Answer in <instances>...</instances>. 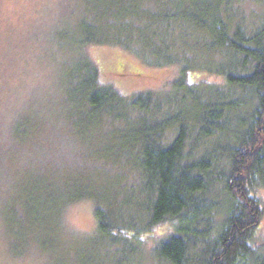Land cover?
<instances>
[{"label": "trees", "instance_id": "1", "mask_svg": "<svg viewBox=\"0 0 264 264\" xmlns=\"http://www.w3.org/2000/svg\"><path fill=\"white\" fill-rule=\"evenodd\" d=\"M235 3L83 0L78 26L57 31L49 39L55 45L45 53L56 73L58 59L59 70L72 66L80 59L79 48L91 43L121 47L146 65L177 68L163 89L125 96L100 82L93 60L81 58L75 77L62 81L58 91L60 108L67 109L80 133L108 129L111 157L119 162L127 157L139 170L145 199L134 209L148 216L147 231L170 222L173 230L155 248L169 264H264L253 243L263 214L258 192L264 188V8L244 10ZM190 71H201L204 80L189 82ZM111 121L123 128L109 129ZM19 129H12L11 141L0 142V157L21 141ZM69 181L42 191L49 193L47 207L39 190H28L32 206L19 202L26 218L42 219L45 232H54L62 206L91 200L97 243L117 244L123 229L119 217L131 198L120 202L103 186ZM7 222L8 230L17 227L12 214ZM138 235L133 230L132 237Z\"/></svg>", "mask_w": 264, "mask_h": 264}, {"label": "rangeland", "instance_id": "2", "mask_svg": "<svg viewBox=\"0 0 264 264\" xmlns=\"http://www.w3.org/2000/svg\"><path fill=\"white\" fill-rule=\"evenodd\" d=\"M253 2L236 0L235 4L244 10L264 8V4ZM82 3L83 0H0V142L11 141L12 129L17 126L22 136L14 146L18 151L8 149L0 157V264H169L157 256L155 248L173 230L170 222L165 220L148 232L144 228L148 216L140 208L134 209V204L145 199L139 170L125 156L121 162L117 155L115 160L111 157L108 129L104 134L94 130L80 133L68 119L67 109L60 108L58 91L62 81L75 77L81 58L93 60L100 82L114 86L125 96L163 89L176 76L177 68L146 65L121 47L91 43L79 48L80 59L72 66L67 63L59 70L62 60L58 59L56 73L45 55L49 46L55 45L49 39L68 25L78 26L84 17ZM54 50L61 55L57 48ZM204 77L201 71L187 73L189 82H199ZM108 128L123 127L111 121ZM71 179L81 186H103L120 202L124 196L131 198L132 205L119 217L123 229L117 244L111 243L113 247L97 243L95 205L91 200L62 206L54 218V232H45L44 220L26 218L24 204L19 202L26 200L27 207L32 206L26 196L28 190H39L41 205L47 207L49 193L42 191L71 185ZM215 193L219 201L221 189L216 188ZM258 195L263 214L253 243L264 254V188ZM10 214L17 227L8 230ZM133 230L139 234L137 238L132 237Z\"/></svg>", "mask_w": 264, "mask_h": 264}]
</instances>
